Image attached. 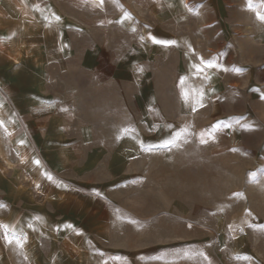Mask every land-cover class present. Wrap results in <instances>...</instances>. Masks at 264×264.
Masks as SVG:
<instances>
[{"label": "rangeland", "instance_id": "1", "mask_svg": "<svg viewBox=\"0 0 264 264\" xmlns=\"http://www.w3.org/2000/svg\"><path fill=\"white\" fill-rule=\"evenodd\" d=\"M32 3L36 9L41 7L38 9L44 17L24 16L19 18L20 23L16 21L21 32L19 54L37 58L41 64L37 73L50 78L48 84L57 97L71 102L74 110L80 106V116L87 121L97 124L101 119L94 112L98 110L96 106L100 107V99L95 107L78 104L79 73L69 59L90 46H95L98 57L111 66L114 62L130 66L132 60L140 59L136 54L143 53V67L139 68L147 75L144 80L158 87L153 91L160 93L162 106L178 105L177 93L167 84H178L192 65V79L201 81L203 92L210 89L212 82L228 81L222 106L226 111H240L250 104L244 95L252 79L246 65L254 60L264 64V49L253 50V35L259 29L254 17L257 13L264 15V0H0V14L22 16ZM30 33L35 37L31 47ZM8 36L12 42L15 34ZM154 39L167 46L146 49L156 44ZM66 44L69 55L63 54L66 58L62 60L57 50ZM158 54L160 65L154 60ZM111 66L107 73L119 68ZM157 66L160 74H156ZM123 73L126 76L130 72ZM61 74L70 75V80ZM105 109L106 104L101 107ZM201 111L197 123L203 129L197 131V139L193 140L188 132L180 139L177 160L160 162V194L149 188L148 210L141 209L140 193L132 188V223L125 225L124 219H116L111 226L118 240L111 243L108 254L123 264H264V119L258 120L254 128L249 126L239 144L229 139L227 145H217L225 143V137L206 127L211 118ZM21 126L26 132L23 123ZM5 137L6 144L0 145L2 220L11 217L12 203L27 201L33 185L29 182V163L20 164L14 158L11 141ZM150 164L152 168L157 163ZM161 169L169 173L162 174ZM56 179L59 185L61 180ZM75 184L69 180L66 185L83 192ZM157 204L160 209L152 210ZM4 226L0 228L2 248L12 249L14 240L26 245V233L16 235L11 225ZM10 237L14 239L11 242ZM94 252L97 251L86 248L81 260L85 263ZM53 263L75 261L56 257ZM21 264H25L23 260Z\"/></svg>", "mask_w": 264, "mask_h": 264}, {"label": "crops", "instance_id": "2", "mask_svg": "<svg viewBox=\"0 0 264 264\" xmlns=\"http://www.w3.org/2000/svg\"><path fill=\"white\" fill-rule=\"evenodd\" d=\"M33 6L32 3L22 16L21 13L15 17L0 14V124L3 125L0 145L6 144L7 135L14 158L20 164L29 163V182H33L27 201L12 203L11 217L0 219V225H11L16 235L26 233V245L20 247L13 239L12 249L0 246V264H21L22 260L25 264H54L56 257L83 264L81 259L88 247L97 252L84 264H123L108 254V248L118 240L111 230L116 219H124L125 225L132 223V188H137L140 207L147 211L149 188L152 193L160 194V162L176 161L180 139L189 132L196 140L197 131L203 129L197 123L200 110L211 118L206 127L225 137V143L217 142V145H227L229 139L238 144L243 141L246 129L254 128L258 120L264 119L261 107H264V64L258 65L253 59L251 65H246L252 79L244 95L250 104L240 111L228 112L222 107L226 102L223 93L229 88L227 80L219 84L212 82L210 89L203 92L201 81L192 79L193 65L186 76H180L178 84H167L177 93L178 105L165 107L160 105V93L153 91L158 87L144 80L147 75L139 68L143 67V53L136 54L140 59L132 60L130 66L114 62L112 66L119 68L113 70L115 73H107L111 65L98 57L95 46H90L69 62L79 73L76 78L78 104L95 107L96 100L100 99V107L96 106L98 110L94 112L101 119L97 124L92 123L80 116V106L74 110L71 102L57 97L48 84L50 78L37 73L41 65L37 58L20 56L19 18L44 17L41 7L37 11ZM254 18L259 29L253 35V50H261L264 49V21L257 15ZM10 33L15 34L12 42ZM30 37L31 47L35 37L31 33ZM160 46L167 45L156 43L146 49L153 51ZM57 54L65 60L62 55H69V46L58 48ZM157 56L154 60L160 65V54ZM157 67L156 74H160V66ZM126 71L130 72L126 73L130 79H124ZM61 77L70 80V75L61 74ZM105 104L107 109L102 111ZM215 121L223 123L217 125ZM210 135L213 134L210 132ZM152 162L157 164L151 168ZM161 172L169 173L168 169ZM171 173L174 176V170ZM56 178L61 180L59 185ZM69 180L75 181L83 192L66 185ZM158 209L160 204L152 208ZM94 243L101 244L102 248Z\"/></svg>", "mask_w": 264, "mask_h": 264}, {"label": "snow or ice", "instance_id": "3", "mask_svg": "<svg viewBox=\"0 0 264 264\" xmlns=\"http://www.w3.org/2000/svg\"><path fill=\"white\" fill-rule=\"evenodd\" d=\"M100 2L102 3L103 0H100ZM257 17H258V19H260L261 21H264V15H262V14H260V13H257ZM153 42H154V43H163V42H161V41H157V40H155V39L153 40ZM208 66L211 67V66H213V65L209 64ZM2 126H3V125L0 124V127H2ZM35 163H36V164H39V161H35ZM47 178H48L49 180L52 179L51 176H48ZM3 227H6V226H4V225H0V228H3ZM9 242H11V241H9ZM17 243L19 244V242H17ZM19 246H20V247H23L22 244H19Z\"/></svg>", "mask_w": 264, "mask_h": 264}, {"label": "bare ground", "instance_id": "4", "mask_svg": "<svg viewBox=\"0 0 264 264\" xmlns=\"http://www.w3.org/2000/svg\"><path fill=\"white\" fill-rule=\"evenodd\" d=\"M5 161H6V160H5ZM6 162H7L8 165L12 166V164H11L10 162H8V161H6ZM9 240L12 241V240H13L12 237H10Z\"/></svg>", "mask_w": 264, "mask_h": 264}]
</instances>
